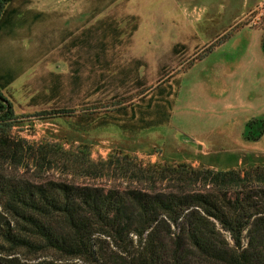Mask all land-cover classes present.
Wrapping results in <instances>:
<instances>
[{"label":"rangeland","instance_id":"obj_1","mask_svg":"<svg viewBox=\"0 0 264 264\" xmlns=\"http://www.w3.org/2000/svg\"><path fill=\"white\" fill-rule=\"evenodd\" d=\"M23 1L11 0L1 15L20 43L0 59L21 76L12 90V137L67 153L86 146L95 162L116 152L196 169L264 168V0H76L70 39L91 25L97 32L58 56L47 53L45 35L52 18L72 11L51 14L43 5L39 22L31 13L19 25L12 13ZM61 111L73 113L35 116ZM64 170L60 162L19 173L83 182Z\"/></svg>","mask_w":264,"mask_h":264},{"label":"trees","instance_id":"obj_2","mask_svg":"<svg viewBox=\"0 0 264 264\" xmlns=\"http://www.w3.org/2000/svg\"><path fill=\"white\" fill-rule=\"evenodd\" d=\"M10 2L0 0V17ZM17 119L0 92V264H264V168L196 169L116 152L95 162L86 146L67 153L12 137ZM60 162L83 182L19 173Z\"/></svg>","mask_w":264,"mask_h":264},{"label":"crops","instance_id":"obj_3","mask_svg":"<svg viewBox=\"0 0 264 264\" xmlns=\"http://www.w3.org/2000/svg\"><path fill=\"white\" fill-rule=\"evenodd\" d=\"M41 1H45V0H24L21 4L20 7H16V9L13 10L12 13V17H15L17 19V23L20 25L21 20H23V18L28 17L29 14L34 13V19L36 20V22H39L40 17L37 16L38 14H40L43 10V5H49L50 9H51V14L55 13V10H57L59 7H65L66 10L68 11H72L71 15L72 17L69 18H62L59 19L58 21V17L57 19L52 18L50 21V25L48 28V34L45 35V40L47 42V46H46V50L48 49L49 52H47L49 54V56H58L59 54L64 53V48L66 46L69 47V42H73L70 44V46L74 47V41L77 39H80V37H88L90 38V35L92 32H94L96 34L97 32V28H95V26L91 25V32L90 31V27L87 28V35L84 33L85 31H82L81 36L79 37V35L74 32V39H70V37H72L73 35V29H74V22H75V15L73 12H75L73 10V8H75L76 5V0H50V2L48 3H39ZM9 5V4H8ZM7 5V6H8ZM22 8L23 12L20 11V9ZM6 11H4L2 13L3 18L6 16L5 12L7 13V7L5 9ZM9 19V18H8ZM106 21H107V16L104 19V23H103V28L101 30H99L98 33V37L101 39V35L104 34V39L106 38ZM61 22V23H60ZM10 22L9 21H4V19H2V17H0V59H2V55H6L9 52L15 53L17 50L20 49V43L19 40L17 38L16 35V29H14V27L12 28V26H10ZM9 25V26H8ZM5 26H7V28H4ZM71 30H69V28H71ZM66 41L68 43H66ZM70 48V47H69ZM69 48H67V52L69 50ZM39 51H42V47H40L38 49ZM74 49H72L73 52ZM37 52V50H35ZM41 53V52H40ZM69 54V52H68ZM12 61H16L17 59L13 60L10 59ZM43 58L42 57H38L34 59L33 65L35 66V70L39 71L40 73L42 72L43 69ZM9 61H4L3 63L0 61V92L3 94V96L10 102L14 104V100L12 97V90L14 88L17 87L19 79L21 76H17V75H11V67H9ZM26 73V71H25ZM27 86L26 82L23 83L22 85V89H25V87ZM14 109V107H13ZM15 112V109H14ZM201 142V141H197Z\"/></svg>","mask_w":264,"mask_h":264}]
</instances>
